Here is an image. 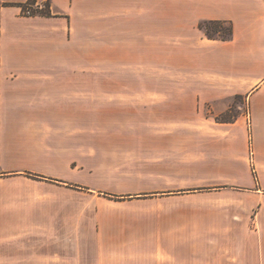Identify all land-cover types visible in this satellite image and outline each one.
Instances as JSON below:
<instances>
[{"label": "crops", "instance_id": "obj_1", "mask_svg": "<svg viewBox=\"0 0 264 264\" xmlns=\"http://www.w3.org/2000/svg\"><path fill=\"white\" fill-rule=\"evenodd\" d=\"M29 1L0 0V264H79L77 191L45 182L63 177L53 166L68 161L71 149L47 130L76 129L92 111L93 90L84 83L93 81L95 60L151 66L197 52L198 64L231 66L239 53L245 61L262 57L249 53L252 42H239V13L222 8L231 0H50L51 16L25 17ZM220 20L233 22L234 39L203 38L199 24ZM219 78L207 70L200 76L201 103L224 97ZM227 86L233 94L232 78ZM249 87L240 93L248 115L211 126L203 153L226 180L208 194L244 202L215 207L197 242L155 241L150 251L136 244L132 264H157L159 246L180 264H264V72ZM126 253L98 264H125Z\"/></svg>", "mask_w": 264, "mask_h": 264}, {"label": "rangeland", "instance_id": "obj_2", "mask_svg": "<svg viewBox=\"0 0 264 264\" xmlns=\"http://www.w3.org/2000/svg\"><path fill=\"white\" fill-rule=\"evenodd\" d=\"M231 3L230 8L222 4L223 11L239 13V42H252L249 53L262 57L259 62L242 60L239 53L231 66L224 61L205 66L198 64L197 52L181 54L177 61L163 56L161 64L151 66L96 59L93 81L84 83L93 90L92 111L77 120L76 129L47 130L48 137L68 139L71 149L68 161L53 166L63 177L45 182L77 191L79 264L101 263L116 250H125V264H132L136 244L150 251L155 241L181 245L189 237L197 242V229L214 223L215 207L244 202L208 194L226 180L216 176L203 154L211 126L248 115L240 93L250 92V83L264 72V0ZM46 4L50 7V0ZM205 70L221 77L222 99L200 102L197 86ZM230 78L236 83L231 95ZM159 247L157 264H180Z\"/></svg>", "mask_w": 264, "mask_h": 264}, {"label": "trees", "instance_id": "obj_3", "mask_svg": "<svg viewBox=\"0 0 264 264\" xmlns=\"http://www.w3.org/2000/svg\"><path fill=\"white\" fill-rule=\"evenodd\" d=\"M31 1L34 2L35 0H30V2ZM49 8L50 7H48L47 10L42 11L40 14L44 16H51ZM199 28L204 32L208 39L224 42L233 40L234 29L231 21H203L199 24ZM222 123H234V121Z\"/></svg>", "mask_w": 264, "mask_h": 264}, {"label": "built area", "instance_id": "obj_4", "mask_svg": "<svg viewBox=\"0 0 264 264\" xmlns=\"http://www.w3.org/2000/svg\"><path fill=\"white\" fill-rule=\"evenodd\" d=\"M47 0H45V4L43 0H35L34 2H29L28 4L24 5L22 8V15L25 17H33L42 11L48 9Z\"/></svg>", "mask_w": 264, "mask_h": 264}]
</instances>
